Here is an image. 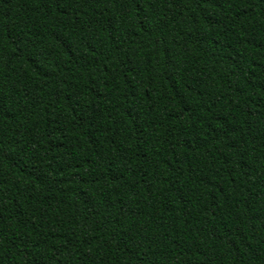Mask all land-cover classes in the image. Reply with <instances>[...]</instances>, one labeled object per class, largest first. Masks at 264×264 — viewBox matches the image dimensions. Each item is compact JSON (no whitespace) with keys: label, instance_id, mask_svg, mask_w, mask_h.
Returning a JSON list of instances; mask_svg holds the SVG:
<instances>
[{"label":"trees","instance_id":"1","mask_svg":"<svg viewBox=\"0 0 264 264\" xmlns=\"http://www.w3.org/2000/svg\"><path fill=\"white\" fill-rule=\"evenodd\" d=\"M0 264H264V0H0Z\"/></svg>","mask_w":264,"mask_h":264}]
</instances>
